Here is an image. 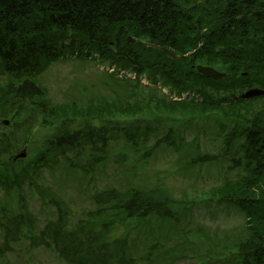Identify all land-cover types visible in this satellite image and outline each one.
Listing matches in <instances>:
<instances>
[{
    "label": "trees",
    "instance_id": "obj_1",
    "mask_svg": "<svg viewBox=\"0 0 264 264\" xmlns=\"http://www.w3.org/2000/svg\"><path fill=\"white\" fill-rule=\"evenodd\" d=\"M68 59L97 60L135 76L115 80L107 72L111 97L98 103H53L42 75ZM198 64L227 75L213 79ZM0 76V166L12 173L0 169L5 187L21 193L13 156L31 138L35 111L42 122L58 121L37 166L59 156L70 166L74 159L84 161L80 169L86 171L109 159L123 161L128 153L112 148L121 138L144 162L159 148L192 146L187 167L216 166L223 177L207 197L244 218L223 258L230 264H264V94L241 96L264 89V0H0ZM148 108L201 118L199 127L191 124L193 138H205L215 150L186 142L190 127L177 126L181 122L151 121ZM93 199L102 211L121 210L127 219L179 218L170 198L154 191L131 187L122 194L109 188ZM14 208L0 206L2 256L24 240L29 248L51 249L65 264H136L132 249L108 240L90 217L70 225L58 214L37 226L24 206Z\"/></svg>",
    "mask_w": 264,
    "mask_h": 264
},
{
    "label": "rangeland",
    "instance_id": "obj_2",
    "mask_svg": "<svg viewBox=\"0 0 264 264\" xmlns=\"http://www.w3.org/2000/svg\"><path fill=\"white\" fill-rule=\"evenodd\" d=\"M101 63L97 60L83 63L77 59L54 63L41 78L47 89V96L53 103L74 102L81 105L89 101L98 103L111 97V90L107 84L112 79L108 77L107 72L113 73L115 80L122 79L123 74ZM1 78L0 76V83ZM35 113L36 111L33 112L32 118H37L38 121L31 127L30 140L13 156L15 167L18 168V173L14 175L22 181L21 193L17 194L18 189L13 186L5 187L0 183V206L12 205L15 210L19 204L24 206L25 210L36 217L37 226L43 225L48 218H56L58 214H63L70 225H74L77 220L90 217L98 222L96 227L99 230L103 229L108 233V240L119 239L120 247L132 249L135 257L133 262L136 264L232 262L223 258L224 252L228 253L225 247L232 243V239L242 229L244 218L234 208L218 205L207 197L209 189L219 184L223 177L216 166L187 167L186 153L192 146L178 144L174 148L169 146L159 148L147 162H144L137 160L134 152L124 144V139L120 135L121 139L115 141L112 148L113 151L128 153L125 154L123 161L109 159L86 171L84 168L80 169L84 161L74 159L73 165L70 166L71 163L59 156L57 159L48 160L43 166H37L35 164L37 157H40L42 150L49 144L47 138L56 130L58 121L49 117L46 122H42L43 116L39 114L35 117ZM169 113L171 112L154 108L145 111L147 117L154 122L160 119L166 124L177 125L181 122L177 126H188L189 129L192 128V123L199 127L201 118L188 120L189 114L183 111ZM77 117V121L82 118ZM4 119L8 123H5ZM9 119L10 117L2 119L6 129L10 125ZM20 121L23 123V119ZM206 121L205 118L202 122ZM25 126L27 124L17 127L22 130ZM189 129L186 142L196 141L201 150L204 148L215 150L211 142L205 138L199 141L193 138L194 130ZM152 139L148 138L147 145H152ZM21 154L24 156H20ZM0 169L5 174H12L6 172L2 166ZM131 187L165 194L170 198L179 218L169 221L152 214L143 218L127 219L121 210L114 211L112 206H109L110 211L108 207H104L102 211L101 206L93 199V196L103 189L114 188L123 194ZM103 224L106 225V230L101 227ZM0 264H65V262L51 249L29 248L28 243L23 240L14 244L12 250L5 252L3 256L0 255Z\"/></svg>",
    "mask_w": 264,
    "mask_h": 264
},
{
    "label": "water",
    "instance_id": "obj_3",
    "mask_svg": "<svg viewBox=\"0 0 264 264\" xmlns=\"http://www.w3.org/2000/svg\"><path fill=\"white\" fill-rule=\"evenodd\" d=\"M157 47V46H155ZM167 53H169L171 56H173V53H171L168 49L163 48ZM197 69L199 71H201L204 75L211 77L213 79H219L224 77L225 75H227V73L218 70L217 68L213 67V66H209V65H203V64H199L197 65ZM264 94V89L262 88H251L248 89L247 91H245L242 96L249 98L252 96H256V95H263ZM5 123H8V121L6 119H4ZM20 156H24V154H21Z\"/></svg>",
    "mask_w": 264,
    "mask_h": 264
},
{
    "label": "bare ground",
    "instance_id": "obj_4",
    "mask_svg": "<svg viewBox=\"0 0 264 264\" xmlns=\"http://www.w3.org/2000/svg\"><path fill=\"white\" fill-rule=\"evenodd\" d=\"M148 44V43H147ZM155 46H157L158 47V45H155ZM163 48H166V49H168L167 47H163ZM164 50V49H163ZM169 50V49H168ZM165 51V50H164ZM171 53H173L171 50H169ZM166 52V51H165ZM169 54V53H168ZM170 55V54H169ZM171 56V55H170ZM171 57H176V55L173 53V56H171ZM102 64V63H101ZM105 65H107L108 67H109V69H111L112 67L110 66V65H108V64H105ZM199 65V64H198ZM113 70H114V68H112ZM119 72H121L123 75H125V76H127V75H130V74H132V73H134V72H132V71H124V72H122V71H119ZM243 94V93H242ZM242 94H241V96H242ZM243 97V96H242Z\"/></svg>",
    "mask_w": 264,
    "mask_h": 264
}]
</instances>
